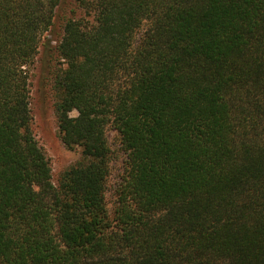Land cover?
<instances>
[{"label":"trees","instance_id":"trees-1","mask_svg":"<svg viewBox=\"0 0 264 264\" xmlns=\"http://www.w3.org/2000/svg\"><path fill=\"white\" fill-rule=\"evenodd\" d=\"M62 18L55 182L31 77ZM0 264H264V0H0Z\"/></svg>","mask_w":264,"mask_h":264},{"label":"rangeland","instance_id":"rangeland-1","mask_svg":"<svg viewBox=\"0 0 264 264\" xmlns=\"http://www.w3.org/2000/svg\"><path fill=\"white\" fill-rule=\"evenodd\" d=\"M62 21L63 18L56 21L55 29L49 33L31 77L32 129L51 162L55 182L61 172L75 163L81 154L79 147L68 148L63 143L55 114L53 79L55 72L63 66L64 61L57 51L62 34ZM109 136L114 141L113 130H110ZM123 158L124 155H121L114 162L113 176L115 179L122 166Z\"/></svg>","mask_w":264,"mask_h":264}]
</instances>
